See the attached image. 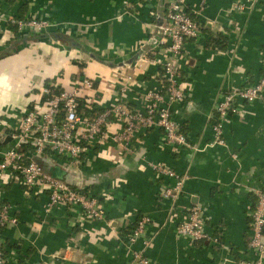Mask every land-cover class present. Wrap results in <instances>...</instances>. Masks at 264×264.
Segmentation results:
<instances>
[{
	"label": "crops",
	"instance_id": "obj_1",
	"mask_svg": "<svg viewBox=\"0 0 264 264\" xmlns=\"http://www.w3.org/2000/svg\"><path fill=\"white\" fill-rule=\"evenodd\" d=\"M169 1L0 0V156L23 112L42 101L45 82L79 89L98 110L118 101L144 109L166 60L182 74L185 96L171 105V117L187 138V145L172 146L158 128H140L122 145L93 143L76 164L34 158L60 169L57 177L69 186L97 196L101 218L78 204L46 211L47 193L26 190L6 171L0 199L16 217L1 231L8 264H133V251L152 264H238L255 257L247 242L255 192L264 190V90L251 102L238 99L240 113L223 124L225 144L213 142L211 124L223 91L254 84L264 71V0H205L203 9L200 0H186L200 29L178 56L149 40ZM236 1L242 10L230 9ZM19 15L51 26L42 32L16 27L15 34L9 21ZM216 32L226 39L221 50L208 45ZM121 129L116 120L108 124L111 134ZM176 178L182 179L178 194L163 196ZM194 205L208 238L177 232ZM138 216L149 222L129 244L126 234Z\"/></svg>",
	"mask_w": 264,
	"mask_h": 264
},
{
	"label": "built area",
	"instance_id": "obj_2",
	"mask_svg": "<svg viewBox=\"0 0 264 264\" xmlns=\"http://www.w3.org/2000/svg\"><path fill=\"white\" fill-rule=\"evenodd\" d=\"M205 0H200V9L204 8ZM243 2H234L231 10H242ZM161 23L158 24V15L151 27L154 32L150 42L155 46H164L174 56H178L183 50L184 42L188 38L196 37L200 23L191 18L187 11L186 0H170L167 2L164 13L161 15ZM15 24L19 30L28 32H42L51 24L44 19L35 16L28 18H11L9 21ZM163 78L160 87L155 91L145 93L147 105L144 109L130 107L118 101L111 106L92 111L93 105L85 102L79 96V89L61 90L55 92L51 86H45L44 100L28 107L19 119L18 126L11 133L10 146L1 152L0 178L6 171H11L26 190L37 187L45 191L48 200L45 206L50 211L57 205L68 206L78 204L83 212L91 218L103 217V211L99 204V198L89 191L83 192L82 188L71 187L58 177L44 171L35 157L44 155L62 157L69 160L68 165L79 162L81 156L95 142L113 140L119 144L130 141L132 135L140 128H158L164 135L165 142L172 146L187 145V138L171 117V105L181 101L185 92L178 82L179 71L177 66L166 60L162 64ZM82 85L91 86L88 79L82 80ZM264 90V71L259 80L243 87L230 88L223 91L222 98L215 105V115L211 124L214 132V143L223 145V124L229 115L239 114L242 102H251L262 94ZM79 99H82L79 109ZM239 99V100H238ZM88 111V112H86ZM111 120L118 121L121 132L111 134L108 124ZM25 146L30 149L25 150ZM164 174H172L169 169L159 168ZM182 186V179L176 178L173 185L164 189L161 194L166 197H174ZM256 199L251 213L250 236L247 246L254 254L253 259L240 258L238 264H262L264 252V190L256 192ZM16 222V217L10 215L9 205L0 199V264H8L2 248L1 231L8 223ZM149 217L140 216L136 225L126 234V242L132 244L139 237ZM204 218L201 208L194 205L177 226V232L188 236L193 240L208 238L204 230ZM133 264H152L149 258L142 252L133 251Z\"/></svg>",
	"mask_w": 264,
	"mask_h": 264
},
{
	"label": "trees",
	"instance_id": "obj_3",
	"mask_svg": "<svg viewBox=\"0 0 264 264\" xmlns=\"http://www.w3.org/2000/svg\"><path fill=\"white\" fill-rule=\"evenodd\" d=\"M189 12V11H188ZM189 14H190V16H191V18H193L194 20H196V18H195V16L192 14V13H190L189 12ZM16 17H18V16H16ZM19 17H21V15H19ZM18 17V18H19ZM153 17H155V16H153ZM21 18H28V17H21ZM12 25V27L14 28V33L16 34V25L15 24H11ZM15 36V35H14ZM39 36V35H38ZM209 43H208V45H210V46H212L213 48H216L217 50H221V49H223L224 47H225V42H226V39H225V37L221 34V32H216L214 35H212V37L209 39V41H208ZM160 76H159V80H161L163 83L165 82V79L162 77L163 76V70L161 69V72H160ZM181 72H179V77L181 78ZM45 86H47V87H50V84L48 83V82H45ZM51 88V90L52 91H55V92H59V91H61L62 89L61 88H59V87H57V86H51L50 87ZM46 97H43L42 98V100H44ZM83 102V100L82 99H79V109H80V107H81V103ZM94 111H99L98 109H95L94 108V106L92 107V111H91V113L92 112H94ZM86 112H88V111H86ZM26 149H32V148H30L29 146H25V150ZM44 156H48V155H44ZM44 156H41V157H44ZM41 157H38V159H40ZM50 157V156H49ZM45 158V157H44ZM37 162L39 163V165L41 166V168L44 170V171H46V172H49L48 170H49V168H50V165L49 164H47V162H46V160H37ZM82 191L83 192H86V191H88L87 189H85V188H82ZM3 202H5L4 200H3ZM6 203V202H5ZM140 218V216H138L137 217V220ZM136 220V221H137ZM135 225H136V222L132 225V227L131 228H129L128 229V231H127V233H129L130 231H131V229L132 228H134L135 227ZM263 233H264V229H263Z\"/></svg>",
	"mask_w": 264,
	"mask_h": 264
},
{
	"label": "water",
	"instance_id": "obj_4",
	"mask_svg": "<svg viewBox=\"0 0 264 264\" xmlns=\"http://www.w3.org/2000/svg\"><path fill=\"white\" fill-rule=\"evenodd\" d=\"M161 20H162V18H161V14H160V15H158L157 23L160 24ZM136 57H138V55ZM9 137L11 138V136H9ZM48 171L51 173L52 176H55V177L60 176V174H61V170L58 169L57 167H50Z\"/></svg>",
	"mask_w": 264,
	"mask_h": 264
}]
</instances>
